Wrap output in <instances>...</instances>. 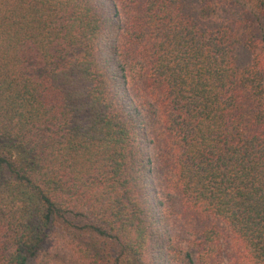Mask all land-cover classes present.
<instances>
[{"label":"trees","instance_id":"trees-1","mask_svg":"<svg viewBox=\"0 0 264 264\" xmlns=\"http://www.w3.org/2000/svg\"><path fill=\"white\" fill-rule=\"evenodd\" d=\"M258 46L264 0H0V264L56 231L80 264H194L180 211L264 264Z\"/></svg>","mask_w":264,"mask_h":264},{"label":"rangeland","instance_id":"rangeland-1","mask_svg":"<svg viewBox=\"0 0 264 264\" xmlns=\"http://www.w3.org/2000/svg\"><path fill=\"white\" fill-rule=\"evenodd\" d=\"M253 55L260 59V63L264 67V50L261 46L254 48ZM136 69L137 67L134 68L131 74L135 73ZM163 172L159 168L155 169L156 175L152 176L154 187H159L162 184L163 177L161 174ZM175 202L178 203L177 200L173 201V203ZM170 204H172L171 201L167 203V205ZM179 207L180 205L178 209ZM154 208H156L155 205ZM180 213L182 214L172 213L168 215V221L165 222V228L167 229L165 232V249L174 246L178 250L181 249L182 252L189 251L193 256L194 264H247L246 259L242 256L241 249L223 220L215 217L199 219L198 216L189 211H180ZM202 224L214 228L219 233V244H216L213 252L216 256L206 254L209 248L208 244L205 247L201 245L200 231L203 227ZM65 238L62 231L53 233L41 249L36 264H80L66 245ZM184 264L189 263L185 262Z\"/></svg>","mask_w":264,"mask_h":264}]
</instances>
